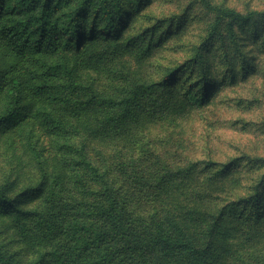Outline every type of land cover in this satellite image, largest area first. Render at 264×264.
Wrapping results in <instances>:
<instances>
[{
	"label": "rangeland",
	"instance_id": "rangeland-1",
	"mask_svg": "<svg viewBox=\"0 0 264 264\" xmlns=\"http://www.w3.org/2000/svg\"><path fill=\"white\" fill-rule=\"evenodd\" d=\"M84 1L8 0V18L32 32L47 7L70 45L76 14L106 59L54 81L89 103L91 127L60 107L41 139L28 127L0 138L12 201L0 202V264H69L67 237L99 223L106 184L132 217L212 239L214 264H264V0H89L81 13Z\"/></svg>",
	"mask_w": 264,
	"mask_h": 264
},
{
	"label": "trees",
	"instance_id": "trees-1",
	"mask_svg": "<svg viewBox=\"0 0 264 264\" xmlns=\"http://www.w3.org/2000/svg\"><path fill=\"white\" fill-rule=\"evenodd\" d=\"M33 2L20 0L19 3L29 8ZM89 2H82L81 13ZM101 9L102 14L112 18L110 11ZM40 12L32 32L27 25L20 28L8 18V0H0V94L5 100L0 115V138L13 139L18 129L28 127L31 134L41 139L43 133L58 129L55 113L60 107L80 126L91 127L89 103L61 98L54 81L60 73L80 77L84 72L98 70L106 59V52L93 30L88 36L80 31L84 26L76 14L72 18L76 42L70 45L62 40L48 8ZM114 32L119 36L117 30ZM53 58L59 59L60 64L44 70L45 62ZM112 121L111 118L103 121L104 127L98 128V133H107L106 127ZM102 199L99 223L82 225L67 237L71 246L69 264H214L217 255L207 253L205 248L212 239L199 242L177 221L176 224L164 222L147 214H142L143 218L132 217L123 211L110 185L104 186ZM0 202L12 204L11 198L1 193ZM0 213L1 220L7 222L9 212ZM71 238L74 245H70Z\"/></svg>",
	"mask_w": 264,
	"mask_h": 264
}]
</instances>
